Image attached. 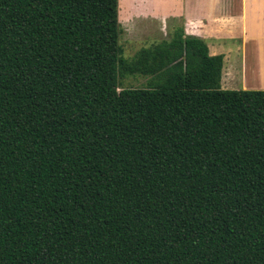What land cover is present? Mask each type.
Returning <instances> with one entry per match:
<instances>
[{"label":"trees","instance_id":"obj_1","mask_svg":"<svg viewBox=\"0 0 264 264\" xmlns=\"http://www.w3.org/2000/svg\"><path fill=\"white\" fill-rule=\"evenodd\" d=\"M118 9L0 0V264H264V89Z\"/></svg>","mask_w":264,"mask_h":264},{"label":"crops","instance_id":"obj_2","mask_svg":"<svg viewBox=\"0 0 264 264\" xmlns=\"http://www.w3.org/2000/svg\"><path fill=\"white\" fill-rule=\"evenodd\" d=\"M172 1L171 12L147 14L162 24L170 20L171 35L182 26L205 41L209 54L222 55V88L264 89V0Z\"/></svg>","mask_w":264,"mask_h":264},{"label":"rangeland","instance_id":"obj_3","mask_svg":"<svg viewBox=\"0 0 264 264\" xmlns=\"http://www.w3.org/2000/svg\"><path fill=\"white\" fill-rule=\"evenodd\" d=\"M119 22L122 28L119 43L123 56L131 58L143 46H149L162 39H169L172 32L170 20L162 24L158 17L149 16L148 11L158 14L173 10L172 0H118ZM181 21H178V24ZM248 50L251 46L247 47ZM148 76L133 74L120 79V87L146 86Z\"/></svg>","mask_w":264,"mask_h":264}]
</instances>
